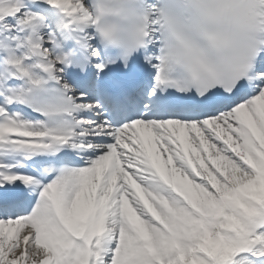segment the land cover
<instances>
[{
	"label": "snow or ice",
	"instance_id": "obj_1",
	"mask_svg": "<svg viewBox=\"0 0 264 264\" xmlns=\"http://www.w3.org/2000/svg\"><path fill=\"white\" fill-rule=\"evenodd\" d=\"M0 264H264V0H0Z\"/></svg>",
	"mask_w": 264,
	"mask_h": 264
}]
</instances>
